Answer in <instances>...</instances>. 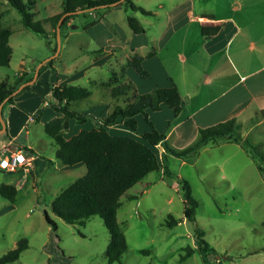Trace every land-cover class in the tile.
Masks as SVG:
<instances>
[{"label":"rangeland","instance_id":"obj_1","mask_svg":"<svg viewBox=\"0 0 264 264\" xmlns=\"http://www.w3.org/2000/svg\"><path fill=\"white\" fill-rule=\"evenodd\" d=\"M132 1L152 14L133 10L123 2L110 8L79 11L62 26L59 43L53 51L57 42L53 35L56 27L48 17L61 11V0H36L31 8L32 19L40 20L48 32L49 43L43 36L26 29L20 13L0 0L1 22L11 29L8 42L12 49L9 65L0 67V80L7 78L12 84L23 70L32 78L31 69L49 57L55 70L69 79L65 83L80 84L90 90V96L72 102V107L90 110L91 102L103 96L111 107L109 113L114 106H124L126 100H132L134 92L161 87L163 72L181 80L189 63L177 59V50L193 53V63L189 66L194 74L200 72L204 53L197 46L196 17L199 10L212 8L216 0ZM127 16H134L144 32L134 33ZM150 51H158V56L144 62L143 68L149 74L144 78L128 64V59L134 54L145 56ZM93 59L95 65L86 66L82 75H76ZM121 84H128V88L113 95L112 89ZM148 118L161 126L169 119L161 111L150 112ZM136 119L135 134L145 128L141 116ZM96 121V117L89 115L86 125ZM239 122L242 137L264 154V117L257 112ZM117 127L124 133L131 132L123 124ZM28 128L35 139L44 133L37 120L30 122ZM52 161L37 168L34 177L22 170L0 169V184L11 183L17 188L12 202L0 195V256L20 238L28 240V246L10 264H208L202 261L197 250L182 261L178 258L184 246L195 247L193 229L196 226L203 228L204 237L215 248L216 264H264V159L252 158L238 143L222 141L216 146L205 145L193 162L168 153L165 163L170 176H165L161 169L154 170L127 189L116 208V221L127 249L120 261L114 262L106 259L104 250L109 235L101 218L92 216L81 225L69 223L52 212L51 202L59 191L86 172L83 163L62 166L57 159ZM182 178L189 182L191 193L198 201L194 221L185 217L184 198L178 183ZM45 213L55 221V230L47 223ZM169 214L176 219L172 225H168ZM142 249H148V253L140 252Z\"/></svg>","mask_w":264,"mask_h":264},{"label":"trees","instance_id":"obj_2","mask_svg":"<svg viewBox=\"0 0 264 264\" xmlns=\"http://www.w3.org/2000/svg\"><path fill=\"white\" fill-rule=\"evenodd\" d=\"M14 7L21 15L23 26L47 39L48 32L44 29L40 20H33L34 12L31 8L36 0H5ZM119 0H61V11L48 17L51 24L56 27V23L63 13L59 26V36L62 26L69 22V19L79 11L96 9L98 7L110 8L113 3ZM126 3L133 10H139L143 14H152L151 11L136 5L132 0L119 1ZM116 4V3H115ZM79 10V11H77ZM0 12V67L8 66L12 49L9 45L11 29L2 24ZM127 23L134 33L144 32V27L134 16H127ZM94 24L95 21H92ZM218 26H202V34H214ZM56 38V29L53 31ZM57 42L53 47L55 51ZM150 51L148 55H152ZM145 56L134 54L128 59V64L141 76L148 75L147 70L142 67V60ZM47 68L50 74L55 70L52 59H48L38 69L37 77ZM34 72V69H31ZM31 76L26 70L17 75L13 83H9L7 78L0 80V102L6 98L7 103H12L14 97L24 90L31 89L30 84L23 86L17 93H12L16 87L29 80ZM52 96L51 107L58 113L45 121L43 128L45 133L51 138L56 146L55 158L63 166H72L83 163L86 172L64 188L54 197L51 202L52 212L69 223L84 224L92 217L98 216L103 221L109 235L108 243L105 247L107 262L120 261L127 246L123 233L119 230L116 221V208L120 196L134 184L139 182L148 172L162 170L165 176H170L171 171L165 163L166 155L173 156L193 162L199 154L200 149L205 145L216 146L222 141L240 144L249 152L252 158L258 161L264 159L261 149L251 141L242 137L239 129L241 123L234 117L218 121L214 124L199 127L196 138L182 148H174L166 141L165 132L159 131L148 118V110H159L161 105L170 108L174 116H178L182 109V99L179 89L175 84L170 86L154 87L152 90L143 93H133L131 101L124 106L116 105L112 111L97 117V121L90 127H81L77 132L69 133L70 121L83 124L89 119V115L71 106L72 101L86 98L90 94L89 88L80 84H55L48 80ZM128 88V84H121L112 89V94L116 95L123 88ZM261 117H264V108L258 110ZM137 114H141L147 129L134 136L127 133H115L109 127L122 123L125 127L136 132ZM171 124L168 121V126ZM1 125V123H0ZM160 144L163 151L158 156L155 145ZM260 172L263 167L257 163ZM181 186L184 203L185 217L189 221L195 220V209L198 205L197 199L191 193V187L186 179L178 181ZM17 188L11 183L0 184V195L12 202L15 198ZM168 225L176 222V219L169 214ZM45 219L55 230L56 223L45 213ZM193 241L195 247L186 245L183 252L179 254L182 261L192 255L195 250L200 254L203 262L216 264L217 253L215 248L209 245L204 237V230L200 226L193 229ZM28 246L26 237L20 238L16 245L0 256V264H10L18 259L20 253ZM140 252L148 253V249Z\"/></svg>","mask_w":264,"mask_h":264},{"label":"crops","instance_id":"obj_3","mask_svg":"<svg viewBox=\"0 0 264 264\" xmlns=\"http://www.w3.org/2000/svg\"><path fill=\"white\" fill-rule=\"evenodd\" d=\"M188 10L187 14H190ZM196 19L199 31L197 46L204 53L200 61L201 67L199 65L200 72L194 74L189 66L193 63V53L176 51L177 59L183 63L188 62L189 65L185 67V72L181 74L182 79L179 81L176 77L163 72L160 85L177 86L181 94L182 109L178 116H174L170 108L161 105L156 111L166 113L169 118L167 123L161 126L153 120L154 126L159 131L165 132L166 141L174 148H179L177 145L185 147L192 142L197 136L199 127L231 117L238 121L243 120L264 108V0H216L212 8L199 10ZM202 26L219 28L214 34H202ZM168 27L170 31L175 32L172 26L168 25ZM157 56L158 51H153L152 55L147 53L142 60V67L147 58L155 60ZM95 64V59L91 60L76 75H82V70L86 69V66L91 67ZM41 74L30 84L31 89L24 90L26 94L20 92L12 103L4 101L1 106L5 126L4 130L0 131V155L15 149L23 150L30 163L25 169L20 167L18 170L26 171L33 177L37 176V168L53 163L56 146L48 139L49 136L45 131L39 138L31 137L28 125L37 120L43 126L45 121L58 114L49 103L52 101V96L50 87L46 83L48 78L55 84L69 82L59 70H54L50 74L46 69ZM77 101L79 99L72 102ZM105 101V97L102 96L91 102L88 106L90 110L76 106L75 108L97 118L107 114L111 108ZM129 101L131 98L126 100L125 104ZM163 107L167 110L164 111ZM150 112L155 111L148 110V114ZM30 114L33 115V120H29ZM139 115L142 118L141 114H137L135 118ZM168 121H171L169 126ZM72 122L70 121L69 129ZM86 124V122L75 123V128L68 136L81 127L92 126ZM118 124L122 123L110 126L109 130L124 133L118 129ZM1 127L2 125L0 129ZM146 129L145 124V128L139 133ZM125 133L134 136L139 134L133 131L129 133L125 131ZM171 136H173L172 140H170ZM156 148L160 153L163 151L160 144H156Z\"/></svg>","mask_w":264,"mask_h":264},{"label":"built area","instance_id":"obj_4","mask_svg":"<svg viewBox=\"0 0 264 264\" xmlns=\"http://www.w3.org/2000/svg\"><path fill=\"white\" fill-rule=\"evenodd\" d=\"M29 120L33 119V115H29ZM29 158L23 150L15 149L0 155V169L17 171L20 167L25 169L29 165Z\"/></svg>","mask_w":264,"mask_h":264},{"label":"water","instance_id":"obj_5","mask_svg":"<svg viewBox=\"0 0 264 264\" xmlns=\"http://www.w3.org/2000/svg\"><path fill=\"white\" fill-rule=\"evenodd\" d=\"M119 1H122V0H119ZM119 1H116L113 4L118 3ZM77 11H79V10H77ZM65 14L66 13H63L60 16V18L58 19L57 23H56V39H57V44L59 43V26H60V22H61L62 18L65 16ZM48 59H49V57L46 58L45 60H43L42 62H40L39 65L36 66L35 69H34L33 77L30 80H27L25 82H22L20 84V86L18 88H16L12 93L13 94L14 93H17L23 86L28 85V84H32L36 80V78H37V73H38L39 67L41 66L42 63H44ZM4 101H6V98L2 102H0V122H1V125H2L0 131H3L4 130V126H5L4 120L2 119V115H1V106H2V104H3Z\"/></svg>","mask_w":264,"mask_h":264}]
</instances>
